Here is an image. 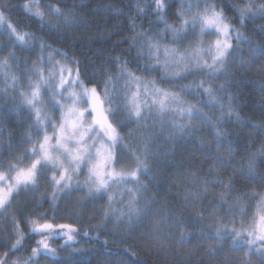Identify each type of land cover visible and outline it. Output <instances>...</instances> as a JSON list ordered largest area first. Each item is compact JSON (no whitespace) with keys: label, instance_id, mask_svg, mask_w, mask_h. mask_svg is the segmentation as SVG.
Here are the masks:
<instances>
[{"label":"clouds","instance_id":"clouds-1","mask_svg":"<svg viewBox=\"0 0 264 264\" xmlns=\"http://www.w3.org/2000/svg\"><path fill=\"white\" fill-rule=\"evenodd\" d=\"M0 188V264H76L142 224L156 255L226 264V239L264 264V0H0ZM179 214L206 240L182 251Z\"/></svg>","mask_w":264,"mask_h":264},{"label":"trees","instance_id":"trees-1","mask_svg":"<svg viewBox=\"0 0 264 264\" xmlns=\"http://www.w3.org/2000/svg\"><path fill=\"white\" fill-rule=\"evenodd\" d=\"M24 20L25 18L23 16L19 17L21 23H23ZM169 223L172 224L170 232L173 237L177 236L176 229L179 227L180 223H184L191 228L190 233L180 242L182 251L206 240L205 234L197 230L196 225L189 216L179 214L178 219L172 217ZM145 232H150V227L147 224H142L131 236L123 239L109 236L107 243L101 239L85 240V247L91 248L93 251L91 253H78L73 259L76 264H123L124 261H127V264H196V255H180L176 252L175 246L170 249L165 248V251L168 252L165 256L146 251L143 248ZM159 236L163 247L167 244L168 237L163 232H160ZM28 242H31V238H29ZM125 245H128V247L137 254L133 256L132 253L125 248ZM240 247L241 245L238 243L229 245L225 239L223 246L217 249L216 258L223 259L227 264L231 253L235 252ZM200 264H204V262L201 261Z\"/></svg>","mask_w":264,"mask_h":264},{"label":"snow or ice","instance_id":"snow-or-ice-1","mask_svg":"<svg viewBox=\"0 0 264 264\" xmlns=\"http://www.w3.org/2000/svg\"><path fill=\"white\" fill-rule=\"evenodd\" d=\"M97 118L98 119L101 118V115L99 113H98ZM109 134L112 135L111 132ZM16 179L18 181L30 179V171L25 170V169H20L16 175ZM101 183H102V181H101ZM6 199H7V195L5 194L4 189L0 188V203H3ZM261 207H264V205H261ZM33 225L38 231L49 230V229H52L53 227H55L53 224H51L49 222L40 223L36 220L33 221ZM57 226L65 229L66 231L70 230L73 227L71 224H60ZM254 228H255V236L257 238H264V214H258V217L255 221ZM249 234L251 235V232ZM236 235H237V237H239V235H240L239 231L236 233ZM233 243H235V241H233Z\"/></svg>","mask_w":264,"mask_h":264}]
</instances>
